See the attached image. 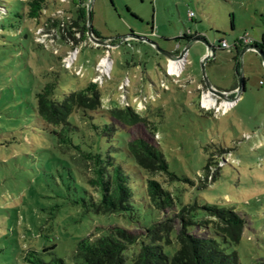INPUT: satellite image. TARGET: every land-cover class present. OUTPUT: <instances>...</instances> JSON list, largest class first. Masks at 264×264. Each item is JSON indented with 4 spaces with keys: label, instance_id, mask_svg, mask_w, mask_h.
<instances>
[{
    "label": "rangeland",
    "instance_id": "1",
    "mask_svg": "<svg viewBox=\"0 0 264 264\" xmlns=\"http://www.w3.org/2000/svg\"><path fill=\"white\" fill-rule=\"evenodd\" d=\"M29 1L0 0V264H23L26 250L40 251L52 244L55 255H45L46 259L55 256L72 264L76 243L97 228L119 226L138 233V225L134 219L114 215L81 216L68 204L61 205L57 197L60 192L54 178L57 171L66 172L67 156L36 126L35 94L55 77L56 100L83 89L100 76L97 65L106 57V49L81 34L72 40L43 30L47 17L71 23L75 5L82 6L79 0H44L45 15L40 21L17 17L26 12ZM90 10L92 28L113 47L108 50L110 77L99 86L103 107H122L145 98L151 112L160 115L151 119L154 145L161 150L168 172L176 177L156 174L155 179L184 204L234 210L245 222L236 247L240 263L264 264V72L259 58L250 51L243 54L244 91L231 109L215 114L200 108V93L206 90L201 84L205 49L200 43L190 47L187 64L173 82L164 74L166 59L135 39L144 37L168 53L175 49V38L196 34L214 47L222 40L232 46L244 35L261 45L264 0H93ZM35 37L44 38L47 50L35 43ZM74 47L80 48L74 66L81 68V77L61 69L56 57ZM239 52L216 51V63L207 62L205 72L212 87L230 92L237 84L234 58ZM125 80L129 84L123 88ZM138 131L143 133L131 129V137ZM121 135L128 139L126 133ZM126 164L132 172L133 164ZM132 179L134 198L141 201L146 178ZM136 215L144 226L162 217L141 202ZM178 215L176 208L163 214L172 219L175 230L180 227ZM192 232L201 234L198 228ZM165 252L172 255L173 249Z\"/></svg>",
    "mask_w": 264,
    "mask_h": 264
},
{
    "label": "trees",
    "instance_id": "2",
    "mask_svg": "<svg viewBox=\"0 0 264 264\" xmlns=\"http://www.w3.org/2000/svg\"><path fill=\"white\" fill-rule=\"evenodd\" d=\"M82 2L79 0V4ZM74 9L71 23L64 18L47 17L43 21L44 30H53L61 36L65 34L72 40H75L76 34L86 39V7L75 5ZM43 11L44 0H30L26 12L17 14V17L40 21V17L44 16ZM4 13L7 14L5 10ZM234 29L231 21V30ZM92 33L100 38L93 28ZM191 39L193 37L187 36L175 38L174 41L180 44ZM262 46L264 34L261 45L250 47ZM245 47L248 46L235 40L232 49L237 54ZM56 57L59 67L64 70L62 56ZM237 58L238 55L234 60L237 61ZM56 86L55 77L35 94L34 122L53 138L59 151L67 156L66 172L57 171L54 178L60 192L57 197L63 201L61 205L68 204L81 216L114 215L134 219L138 225V233L119 226L97 228L95 233L76 243L71 253L72 264H241L236 251L245 225L241 216L234 210L217 205L184 204L175 192L155 179L156 174L176 179L168 172L158 145H154L156 131L151 119L160 117L159 113L151 112L149 107L145 110L148 113L145 116L131 107L110 106L105 109L101 89L92 82L56 100ZM131 129L142 130L143 133L138 131L136 137L132 138ZM121 133H126L128 139ZM126 162L133 164L132 172L128 170ZM134 176L146 178L142 182L141 201L135 200L131 188ZM139 202L150 211L162 215L161 219L147 226L140 225L136 218ZM58 208L55 206V210ZM173 208L179 213L178 230H175L171 218L163 217L166 210ZM56 214L57 211L51 214V221ZM195 228L200 230V235L192 232ZM168 247L173 249L172 255L165 252ZM55 248L56 245L52 244L40 251L28 249L23 253L22 262L65 264L55 256L46 259L45 255H55ZM130 251L132 254L128 255Z\"/></svg>",
    "mask_w": 264,
    "mask_h": 264
},
{
    "label": "built area",
    "instance_id": "3",
    "mask_svg": "<svg viewBox=\"0 0 264 264\" xmlns=\"http://www.w3.org/2000/svg\"><path fill=\"white\" fill-rule=\"evenodd\" d=\"M45 15V14H44ZM188 18L192 19L193 18V13L189 12L188 13ZM44 30V28H43ZM47 33H52L55 32L53 30H44ZM56 33V32H55ZM43 37V36H42ZM36 38L35 37V42L37 44L43 45L45 48L46 46L44 45V38ZM193 38H203L201 35H194L192 36ZM236 41L238 43H241L242 45H246V46H252L254 44H256L254 41H252L250 38H248L247 36H242L239 37L238 39H236ZM96 46V45H94ZM106 49V57L102 58L99 62V64L97 65V72L100 74V76H98L97 78L93 79L92 83H95L99 86H102L103 84V80L104 78L109 79L110 77V68H111V62L109 60V53L108 50L112 49L113 47L109 45L108 41H106V45L104 46ZM233 47V45H229L225 40H222L219 45H218V49L223 50V51H229L231 50ZM47 49V48H46ZM79 47H74L71 48L67 54L65 56H62V67L66 70H70L73 72V74L75 76L81 77L83 75V72L81 70V68H76L74 66L77 54L79 53ZM179 47L175 48L172 53L174 55H178L179 52ZM54 54H57L56 52ZM166 71L164 72L165 77H167L168 79L171 78L173 79L175 82L180 76L182 71L184 70L185 65L187 64L186 62V57L185 58H181L178 60H166ZM103 77V79H102ZM170 80V79H169ZM129 84L128 80L123 81V84L121 85L123 88L127 87ZM259 84H263L262 81L259 82ZM119 88H122V87ZM161 86H165V83H161ZM231 95V94H230ZM230 95H228V97L230 98ZM234 95V94H233ZM239 98H230L229 100H222L219 99L218 97H215L214 95H212L211 93H209L207 90H205L204 92L200 93V108L205 111V112H210L213 111L215 114H224L226 111H228L229 109H231L237 102ZM146 99H134L133 103L130 105L128 102H126L122 107H131L136 113L138 112H144L147 108L146 106ZM140 114V113H138Z\"/></svg>",
    "mask_w": 264,
    "mask_h": 264
},
{
    "label": "water",
    "instance_id": "4",
    "mask_svg": "<svg viewBox=\"0 0 264 264\" xmlns=\"http://www.w3.org/2000/svg\"><path fill=\"white\" fill-rule=\"evenodd\" d=\"M93 0H88L86 2V13H87V38L93 45H96L97 47H103L106 45V39L97 38L94 37L92 33V26H91V6H92ZM135 39L139 40L140 42L148 44L150 47L154 49V51L163 56L166 60H178L181 58H185L188 50L194 43H200L204 49L205 52L201 56V76H202V82L205 87V89L214 95L215 97H218L222 100H229L230 98L228 95L234 94V98H239L241 93L244 91V77H243V70H242V56L245 52L250 51L253 52L260 60L261 68L264 72V46L261 48L259 47H245L242 49V51L239 52L238 58L235 64V73H236V80H237V88L234 89L231 92H223L215 89L210 85V83L207 80L205 67L207 62L213 61L217 47H214L213 45H210L204 38H193L191 40H188L182 47H180L179 44H176L175 48H180V51L178 55H174L172 52H164L162 51L157 44L149 41L148 39L144 37H135Z\"/></svg>",
    "mask_w": 264,
    "mask_h": 264
},
{
    "label": "crops",
    "instance_id": "5",
    "mask_svg": "<svg viewBox=\"0 0 264 264\" xmlns=\"http://www.w3.org/2000/svg\"><path fill=\"white\" fill-rule=\"evenodd\" d=\"M84 4H85V2H82V7H84ZM236 39H238V38H236ZM180 45V44H179ZM180 47H181V45H180ZM217 51H220V52H225V53H227L228 51H223V50H220V49H217ZM217 53L215 54V57H214V60L213 61H211V63H216V60H217ZM206 66H207V64H206ZM152 86H153V84H151ZM215 88V87H214ZM215 89H217V88H215ZM235 89V86L230 90V92L231 91H233ZM217 90H219V89H217ZM219 91H223V90H219ZM223 92H226V91H223Z\"/></svg>",
    "mask_w": 264,
    "mask_h": 264
}]
</instances>
